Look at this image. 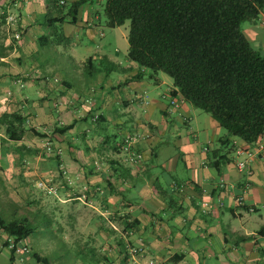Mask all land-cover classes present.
<instances>
[{"label":"crops","instance_id":"crops-1","mask_svg":"<svg viewBox=\"0 0 264 264\" xmlns=\"http://www.w3.org/2000/svg\"><path fill=\"white\" fill-rule=\"evenodd\" d=\"M20 1L21 38L0 36V205L10 218L0 216L6 221L20 217L13 212V181L18 186L34 178L32 168L17 165L14 149L22 144L32 147L36 137L26 132L21 141L14 142L8 139L7 124L2 120L3 114L20 111L27 118L26 127L32 119L36 129L47 134L42 139L51 138L49 133L55 124L73 125L57 134L59 170L45 158L36 169L42 177L59 180L57 198L68 211L73 205L74 213L68 212L67 217L77 233L76 222L88 218L78 212L81 207L97 211L90 214L87 227L101 237L102 249L113 250V241L119 249L121 238L125 245L141 246L158 264H264V156L252 161L247 175L236 169L234 153V142L248 149L255 144L227 137L210 114L199 116L196 108L179 95L174 98L176 105L171 104L163 94L171 95L173 84H167L164 91L151 85L166 84L159 72L151 75L127 58L123 63L104 53L77 57L75 45L70 46V35L80 30L91 40L98 32L88 19V3L79 9L75 23L67 19L53 23L52 18L63 13L57 8L42 18V13L54 8L49 0ZM67 1L75 0H65V4ZM57 24L65 25V33L51 40L44 28ZM241 29L252 47L264 54V8L257 18L243 22ZM48 45L61 46L69 54L72 51L66 70L81 75L79 82L60 73L51 75V63L42 66L34 61L33 52ZM89 57L93 64H87ZM96 58L103 69L95 68ZM111 72L113 76H109ZM95 113L97 120H93ZM43 123L47 126H38ZM133 135L134 146L142 154L136 165L125 161L122 151L127 136ZM260 139L264 141V134ZM21 171L23 176L19 175ZM247 179L250 187L244 194L246 206H238L236 199ZM220 180L227 186L219 187ZM52 211L44 207L40 211L52 219L43 225L46 232L50 231V239L61 241L75 252V257L78 250L87 247L94 253L85 260L76 257V264H139L144 260L140 254L125 260L109 253L98 254L92 242H67L64 227ZM125 217L136 220L134 228L125 229ZM115 220L122 226V232H118L122 237L116 240L112 237L119 235L113 230L115 226L111 223L110 228L105 223ZM6 235L0 228V264H50L45 256L33 251L27 243L29 236L23 241L30 253L22 255L6 246ZM34 253L47 261H38ZM105 254L110 256L107 263H103Z\"/></svg>","mask_w":264,"mask_h":264},{"label":"trees","instance_id":"trees-1","mask_svg":"<svg viewBox=\"0 0 264 264\" xmlns=\"http://www.w3.org/2000/svg\"><path fill=\"white\" fill-rule=\"evenodd\" d=\"M49 2L60 12L65 5V0ZM88 2L91 0L72 1L66 13L52 18L53 23L65 19L75 23L79 9ZM263 8L264 0H105L103 13L109 27L129 21L128 61L148 70L151 75L163 72L171 77L175 89L171 95L163 94V98L173 99L179 95L182 100L210 114L226 130L227 137L254 143L264 134V54L252 47L241 24L257 18ZM0 18L5 24L6 5H0ZM16 26L22 35L24 31L18 21ZM0 48L3 50V46ZM88 63L93 64L91 57L87 59ZM26 119L20 111L3 114L8 139L21 141L26 132L36 138L48 137L38 131L34 123L26 127ZM72 126L55 124L52 132L60 135ZM52 142L54 139L48 138V146L42 148L35 145L28 148L24 144L15 147L17 165L24 169L23 165L39 155L59 170L60 153ZM47 150H50L49 155H46ZM141 159L131 164L136 165ZM23 173L21 171L19 175L23 176ZM24 184L14 185V189L18 190ZM28 197V194L23 197L26 203H30ZM31 214L13 217L12 221L0 216V228L18 241L30 236L39 224L52 222L39 211ZM136 223L129 217L124 219L125 229L134 228ZM119 240L117 253L125 260L131 256L127 247L130 244L125 245L121 238ZM78 255L85 260L87 255L94 256V253L80 249L76 252ZM108 255L103 256V263L109 260ZM34 257L38 261L46 260L36 253ZM96 261L100 263V258Z\"/></svg>","mask_w":264,"mask_h":264},{"label":"rangeland","instance_id":"rangeland-1","mask_svg":"<svg viewBox=\"0 0 264 264\" xmlns=\"http://www.w3.org/2000/svg\"><path fill=\"white\" fill-rule=\"evenodd\" d=\"M104 1L105 0H101V1L91 0V2H88L87 4L90 8L89 10L91 11L89 12L91 15L89 16L88 19L91 21L90 23L94 22V25H95L94 27L98 30V32L94 33L93 38L90 40L89 37L86 36L85 34L83 33L80 34V30H76L69 37V41L73 43L70 46L73 47V45H75L76 47L75 52L77 54V57L83 58L85 56L88 57L90 55H96L95 57H97V55L104 53V54H107L111 58H117V60H121L123 63H125L126 52L128 48L127 35H128V30H129V21L128 20L125 21L123 25L118 26V27L107 26L105 22V16L103 13ZM20 2H21L20 0H0V5L7 6V16L12 15L15 18L17 17L19 24H21L22 22V17L17 11L20 5ZM70 3H71L70 1H67V3L61 8L62 13H66L68 11ZM54 9L57 10L56 8L50 9L49 11L47 10L46 13L41 14V17L44 18V17L49 16L50 14L52 15V13L56 12ZM95 15H98L99 18H96ZM41 30L43 32V29ZM44 30L45 32L49 33L48 35L50 36L52 40L53 37H57V38L63 37V34L65 33V25L57 24L56 26H49V27L45 26ZM99 32H103V35H100ZM16 33H19L16 23H14L13 25H9L7 23L2 24L1 18H0V36L1 37L2 35L3 36L5 35V37H7V35H9L10 37L11 36L14 37ZM19 36H20L19 38H15V37L14 38L20 39L21 38L20 33H19ZM50 45L45 46L43 48L39 47L37 49V53L33 52L34 57H35L34 61L37 64H42V66H44L46 62L51 63L53 66V69H51V72H50L51 75L60 73V75L62 74L66 76L67 79L72 80L74 83L79 82L81 79V75H76L74 73H70V70H66L67 68L70 67L69 64H71L70 63L71 60L69 59L70 58L69 56L70 54H73L72 51L69 54L61 46L57 47V45H53V46H50ZM10 52H13V49H11L9 53ZM11 56H12L11 58H13V55ZM96 59L97 60L94 62L95 68L103 69L102 65L99 66L98 64L99 63L98 60L100 59L99 58H96ZM65 71H67L66 74H65ZM113 75H114V72H111L109 76H113ZM158 76H160L162 80L164 79L166 81V84L160 83V82L158 83V85L151 83L152 86H156L155 89L164 91L167 88V84L172 85V79L167 74L163 72H159ZM146 80L148 81L150 80V78H148L147 76ZM194 108H196L197 110L195 112L200 114L199 116H203L205 114L209 115L197 107H194ZM32 124L33 122L30 120L28 125H32ZM38 126L44 127V126H47V123H43V125L40 124ZM51 127L52 125L50 124V128H49L50 130H51ZM222 132H225L226 134V130L223 128H222ZM49 137L54 139V142H52V145L57 146L59 135L53 134L51 130L49 133ZM34 139L35 140L33 141L32 144H34L35 146H39L41 148L43 146H48L47 145L48 139H41V138H34ZM41 158L42 157L38 155L34 158V160L29 162L30 164L28 163L29 165L25 164V168L26 166H29L30 168H32L31 172L32 171L34 172L33 173L34 178L32 179L31 177V180L26 182L27 185L24 184L22 188H18V190H15L14 189L15 181H13V207L16 206L15 209L13 208V212H15L18 215H23V214L29 215L31 213H36L38 211L40 212L43 207L45 208V210L54 209L52 213L54 214V216L58 217L60 224L63 225L64 232H65L64 238H66L67 242H72L71 240H74V239L79 240L80 244L82 245L92 242V244L95 245V248L98 249L97 250L98 254L99 253H107V254L109 253V254H112L111 255L112 257L114 256L113 258H118L119 254L117 253L118 246L116 245V241H113L112 243L113 250L108 248L109 251H106L102 249L101 247V241L103 242L101 237L93 234L92 230L87 227V221L90 218V214L91 213L96 214L97 212L94 208H91L89 206H84L87 208L81 207V209L78 211L81 214V216L86 215L88 217V218L86 217L87 219H83V217L79 218L78 222H76V226H78L79 233L76 232V229L69 226V218L67 217V214L68 212L74 213L73 205H71L72 209H70V211H68L69 208L64 209L63 206L61 207V203L57 198L58 190H56V188L60 185L59 180L58 179L53 180V178L49 180L47 178L48 181H46L44 179L46 177H42L40 172H38L36 169L37 166H39L42 163ZM39 183L41 184L40 186H39ZM50 186L55 190V193L48 194L46 192L47 190L46 188H49ZM27 194L30 196L28 197L29 202L31 200H35L34 203L32 204L26 203V200L23 197L24 195H27ZM0 214L6 219L10 218L8 211L5 208H3L1 205H0ZM106 216L111 217L112 215H106ZM116 218L117 216L114 219ZM105 223H106V226L108 224V227L110 228H111V223H112L115 226V229L113 228L115 232L117 233L122 232V226L117 220L109 221ZM39 225L40 226L29 236V239L27 240V243L30 245V247L33 248V251H36L40 253L41 255L45 256L48 259L50 264H76V257L81 259L80 256L75 257V252L70 251L67 248V246H64L63 243H61V241L59 242V240H55V241L51 240L49 237L50 231L47 230L48 232H46L45 229L47 228L43 226V223ZM118 234L119 235L114 234L112 237H114L115 240L116 238H119L120 236L122 237L120 233ZM86 250H88V247L86 248ZM143 255H144V259H146L148 256L151 257L149 254L146 255L145 252L142 253V256ZM85 263L90 264L92 262L86 261Z\"/></svg>","mask_w":264,"mask_h":264},{"label":"built area","instance_id":"built-area-1","mask_svg":"<svg viewBox=\"0 0 264 264\" xmlns=\"http://www.w3.org/2000/svg\"><path fill=\"white\" fill-rule=\"evenodd\" d=\"M62 2V1H61ZM18 19L17 17H13L12 15H8L6 18V23L9 25H13L14 23H17ZM15 38H19V33H16L14 35ZM85 102L91 104L90 99H86ZM170 103L173 105H176L177 100L176 99H170ZM98 118V114L95 113L93 116V120H96ZM135 144V135L133 136H127V138L124 141V144L122 146V151L126 154L125 156V161L132 163L142 157L141 153H139L136 150V147L134 146ZM255 146L252 149L248 148H243L240 145H238L236 142H234V153L236 155V161H235V166L238 172H245L247 175L250 174V165L252 161L259 157V156H264V141L261 139H258L257 141L254 142ZM41 184L39 183V186ZM219 187H225L226 182L224 180H220L218 183ZM250 187V182L249 180H245L242 183V194L239 195L236 199V202L238 206H246L245 205V200H244V194L248 191ZM46 192L48 194L50 193H55V190L50 186L49 188H46ZM247 209L249 211H252V207L248 206ZM5 243L6 246L11 250V251H18L22 255L23 254H28L30 253V247L27 243L23 241V239L16 241L12 236L6 235L5 236ZM129 248V252L131 256H136L137 254L142 255L144 252V249L141 248V246H127ZM19 260H22V257H19ZM139 264H158L156 260L153 257H147L144 259L142 262Z\"/></svg>","mask_w":264,"mask_h":264}]
</instances>
